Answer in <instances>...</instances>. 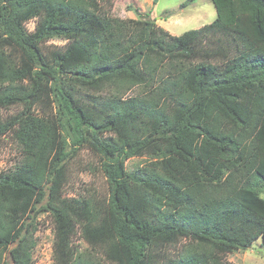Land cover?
I'll return each instance as SVG.
<instances>
[{
	"label": "trees",
	"instance_id": "1",
	"mask_svg": "<svg viewBox=\"0 0 264 264\" xmlns=\"http://www.w3.org/2000/svg\"><path fill=\"white\" fill-rule=\"evenodd\" d=\"M211 2V23L172 36L137 7L111 16V0H0V108L24 107L0 119L21 151L0 174V264H32L25 219L44 199L53 264H93L71 246L77 230L109 264H229L264 249V0ZM52 38L65 48L48 50ZM136 86L149 91L121 98ZM79 148L101 161L102 203L64 197ZM142 156L154 161L127 172ZM182 240L193 247L169 258Z\"/></svg>",
	"mask_w": 264,
	"mask_h": 264
},
{
	"label": "rangeland",
	"instance_id": "2",
	"mask_svg": "<svg viewBox=\"0 0 264 264\" xmlns=\"http://www.w3.org/2000/svg\"><path fill=\"white\" fill-rule=\"evenodd\" d=\"M187 2V5H180ZM112 9L110 15L122 20L136 19L134 12L128 11V6L137 7L141 15L153 20L157 27L162 28L172 36H179L182 33L198 29L203 25L211 23L215 19V10L211 0H111ZM38 21L33 18L24 24L26 32L31 33ZM67 41L63 38H52L45 46L48 50H63ZM9 55V60L16 63L19 60L18 54L10 49H5ZM18 65V64H17ZM166 77V75H164ZM156 85H161V78L155 77ZM5 85V84H4ZM149 88L136 86L124 93V99L132 96H143ZM110 90L102 94L103 97L111 96ZM149 95V94H148ZM131 96V97H130ZM100 97V98H103ZM33 101V100H32ZM31 101V102H32ZM24 107L10 106L6 109L0 108V119L4 120L9 116L21 111ZM34 110V107L32 108ZM35 113L41 114L40 107L35 108ZM46 117H54L53 106L43 110ZM70 142V140H69ZM21 159V151L15 140L8 134L0 139V174L14 170ZM154 161L148 156L134 157L125 162V169L131 173L137 168L147 167ZM67 182L64 188V197L68 199H98L101 203L108 199L109 188L106 178L101 171V161L87 149L79 148L67 161ZM261 198L264 199V185L257 184ZM47 200L44 199L37 204L34 212H30L25 219V224L29 225L30 237L35 243L31 251L32 264H53V242L54 227L50 212L46 209ZM71 246L82 260L93 264H109L100 248L89 246L77 230L71 239ZM193 245L182 240L173 248L167 250L169 258H177L185 253V250ZM195 247V245H194ZM3 254V260L9 261V250ZM224 261L229 264H264V249L260 240L254 242L245 251H234L224 257Z\"/></svg>",
	"mask_w": 264,
	"mask_h": 264
},
{
	"label": "water",
	"instance_id": "3",
	"mask_svg": "<svg viewBox=\"0 0 264 264\" xmlns=\"http://www.w3.org/2000/svg\"><path fill=\"white\" fill-rule=\"evenodd\" d=\"M155 2L157 1V0H154Z\"/></svg>",
	"mask_w": 264,
	"mask_h": 264
}]
</instances>
